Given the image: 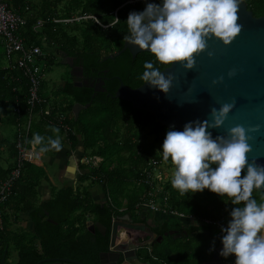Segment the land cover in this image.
Masks as SVG:
<instances>
[{"label":"trees","instance_id":"trees-1","mask_svg":"<svg viewBox=\"0 0 264 264\" xmlns=\"http://www.w3.org/2000/svg\"><path fill=\"white\" fill-rule=\"evenodd\" d=\"M127 1L9 0L10 9L25 21L17 33L26 47H40L46 63H53L58 53L72 57L76 61L74 64L82 70L83 78L94 85L102 82L100 89L103 91H95L90 85L74 86L69 76L59 86L60 99L51 102L39 92L40 98L46 102L35 104L31 110L26 104L28 82L19 70L10 68L0 38V124L16 126L18 122L25 123L31 114L38 119L30 126L29 140L35 134L52 137L54 126L48 124V118L42 113L50 104L52 117L65 115L64 124L70 128L66 137L71 148H79L77 153L96 156L102 161L91 168L80 165V169L87 170V173L79 178L78 183L58 189L51 200L42 203L37 200L36 190L41 180L47 179V174L33 163L23 165L11 195L0 204V264L5 250L3 264H8L10 247L17 255L15 264H51L57 258L100 264V254L109 248L112 220L123 215L132 217L135 224L150 226L151 233L157 236L169 231L178 234L186 231V236L174 238L169 235L148 249L140 250L139 256L142 255L149 264H206L215 260L214 255L223 248L221 240L215 239L205 227L186 224L177 217L153 218L150 222L146 217L140 219L135 215L139 205L148 199L146 191L151 190L143 173L146 163L156 160L166 171L173 166L171 161H163L161 151L168 130L149 113L134 109L130 103L114 97L120 83L134 89L144 84L140 77L145 62H153L159 67L155 57L148 52H141L133 58L126 50L113 60H104L122 48L124 35L128 34L126 21L129 13L143 11L147 3L161 2L125 4ZM243 2L254 17L264 16V0ZM81 16H93L100 25L92 19L64 22ZM38 22L42 24L36 27ZM2 60L7 61V66L1 64ZM76 103L90 106L75 119L72 107ZM15 142L16 138L9 143L0 134V152L6 151L8 155L6 166L0 164V185L14 167ZM172 176L153 182V185L160 183L166 196L165 209L199 219L230 221V212L235 206L229 199L223 200L207 189L202 193L180 195L171 185ZM86 182L88 185L83 186ZM95 184L103 185L106 199L103 203L91 199L89 188ZM252 195L259 203L264 192L254 190ZM26 213L32 222V230H14L12 223L18 215ZM87 218L103 226L105 234L101 235L97 230L93 234L88 230ZM48 219L57 224L49 223ZM224 260L235 264L231 256Z\"/></svg>","mask_w":264,"mask_h":264},{"label":"clouds","instance_id":"clouds-1","mask_svg":"<svg viewBox=\"0 0 264 264\" xmlns=\"http://www.w3.org/2000/svg\"><path fill=\"white\" fill-rule=\"evenodd\" d=\"M241 0H161L147 3L141 12H130L126 21L128 34L124 41L139 50H148L161 66L180 65L185 71L196 66V57L204 53L208 41L215 39L225 47L240 36ZM212 56V53H209ZM153 62H145L140 77L145 85L170 93L175 77L165 75ZM235 69L228 73L232 78ZM224 77L213 80L222 84ZM235 101L212 107L209 118L184 125L183 131L168 130L162 145L164 162L171 161V185L180 195L209 190L227 198L235 207L230 212L227 227H222L220 256L234 255L235 264H264V197L253 198V191L264 188V166L249 162L252 148L249 132H258L259 126L245 129L236 125L224 135L213 138L209 129H223ZM56 138L35 134L28 143L31 155L39 159L43 154L62 150L59 128H52ZM37 146L39 148L37 149ZM158 151V152H161ZM83 155L81 156V158ZM215 165V167H213ZM246 169V174L244 170ZM214 250V247L213 249Z\"/></svg>","mask_w":264,"mask_h":264},{"label":"water","instance_id":"water-1","mask_svg":"<svg viewBox=\"0 0 264 264\" xmlns=\"http://www.w3.org/2000/svg\"><path fill=\"white\" fill-rule=\"evenodd\" d=\"M239 23L243 25L240 36L233 42L231 46L225 47L222 42L215 39L208 41L207 50L196 57V66L192 71H185L180 65L161 66L160 70L175 77L173 87L168 95L158 89H154L149 85H141L138 88H130L128 85L120 83L115 92L114 97L130 103L134 109L149 113L155 121L167 130L183 131L184 125L188 122L197 120L203 121L209 118L212 107L219 108L224 103H232L235 101L236 107L229 114L223 129H209L213 138L224 135L227 130L236 125H242L245 129L259 126L258 132H249V145L252 152L249 154V162L256 160L260 166H264V16L254 17L252 12L247 9L246 4L241 0L239 11ZM128 51L134 58L141 52L148 50H139L124 41L122 48L104 58L113 60L124 51ZM212 53V56H209ZM61 64L70 68L72 63L67 62L64 54ZM235 69L237 75L229 78L228 73ZM72 72L74 68H71ZM224 77L222 84L213 85V80ZM72 83L74 86L88 85L87 81L82 80V72L78 76L73 73ZM101 84L92 86L95 91H103L100 89ZM90 104L82 106L74 104L72 114L76 119L82 110L88 108ZM77 160L81 158V154H75ZM73 158L74 171L77 170V160ZM77 172V171H76ZM246 174V169L244 170ZM264 192V188L260 189ZM48 215V213H46ZM51 224L56 222L48 219ZM93 227H97L102 235L105 234V228L100 224L90 223ZM147 233L149 228L144 225H132L122 220H114L112 222L110 247L113 252L100 254V264H108L107 256H120L124 253L122 261H136L138 256L136 250L145 247H151L154 243L161 241L163 237L173 236L180 238L186 236V231L178 234L177 231H169L162 236L151 233L147 241L138 244H132L131 239L127 244L118 242L119 227ZM220 254L214 255L215 261L208 264L220 263ZM64 264H83L78 261L64 259ZM4 256L1 261L3 264ZM61 264V263H57ZM230 264V263H226Z\"/></svg>","mask_w":264,"mask_h":264},{"label":"built area","instance_id":"built-area-1","mask_svg":"<svg viewBox=\"0 0 264 264\" xmlns=\"http://www.w3.org/2000/svg\"><path fill=\"white\" fill-rule=\"evenodd\" d=\"M140 1L156 0H129L125 4H134ZM85 19H92L97 24H99L97 19L93 16L75 17L74 19L66 20L64 22L80 21ZM24 24V19L10 9L9 0H0V38L4 55L10 62V68L19 70L22 76L28 82V95L26 104L32 110L35 104L46 102L39 96V87L42 77L40 62L44 60L42 59L44 58V54L38 46H25L24 40L17 33L19 27ZM41 24V22H38L36 27L40 26ZM52 110V106L48 104L42 111V113L48 118V124L59 128L62 131L63 135L67 136L70 128L66 124H64L65 115L52 117ZM16 112L19 113V110L16 109ZM32 119L33 117L30 114L28 120L25 123L18 122L16 124V158L14 161L13 169L11 170L5 181H3L0 185V204L4 203L11 195L14 184L21 176L23 165L27 162L33 163L35 160V157L31 155V145L28 143V141H30L29 130L32 124ZM101 161L102 159L96 156H83L80 160V163L87 167H96L101 163ZM163 171V167L156 160L151 159L146 163V166L143 168V173L145 175V183L151 187V190L149 189L146 191L148 199L144 203L140 204L139 208L141 206H147L151 211H158L159 208L157 202L159 200L158 196H160L161 203L163 205L161 210L163 214H165V216L177 217L178 219L184 221L189 225L205 227L213 233L215 239L221 240V237L223 235L221 232V228L227 227L228 225V222H226L224 219H199L192 215H186L184 213L165 209L166 196L163 194L160 183L157 182L155 185H153V182H155L156 180H164ZM1 226L2 214L0 211V228ZM231 257L233 259H236L234 255H232Z\"/></svg>","mask_w":264,"mask_h":264},{"label":"crops","instance_id":"crops-1","mask_svg":"<svg viewBox=\"0 0 264 264\" xmlns=\"http://www.w3.org/2000/svg\"><path fill=\"white\" fill-rule=\"evenodd\" d=\"M64 81L60 83V85H63ZM59 85V86H60ZM52 138H56L54 132L52 133ZM61 134V133H60ZM45 141L47 142V138H45ZM62 150L57 152L55 150H51L45 154H43L39 159L34 160L33 164L41 167L45 170L47 174L46 180H41L40 184L37 187V200L39 203L42 202H48L52 199L54 194H56V191L61 188H65L68 186H75L79 178L87 173V170H81L80 165H83L80 163V160L78 161L75 156V150L71 148L69 140L66 136L62 134ZM39 146H37V149ZM75 157V160H77L76 168L77 172L74 171L73 167H71V164L73 163V158ZM2 160V158L0 159ZM49 166L52 169V175L57 179L58 185H55V183L50 179L49 174L47 173L45 166ZM85 166V165H84ZM87 167V166H86ZM91 168V166L87 167ZM92 180H94L92 178ZM88 182H86L83 186H87ZM89 193L91 196V199L95 203H103L105 202V196L103 193V185L102 184H95L91 188H89ZM159 200L157 202L158 211H151L149 207L147 206H141L139 210L137 211L135 215L142 219L143 217H146L150 222L153 218H157L158 220H164L166 218L165 214L162 212V203H161V197L158 196ZM121 211V210H120ZM91 223V219L87 218L86 223ZM151 226H154V223L151 224ZM12 227L16 229H24L26 231H31L33 228L32 222L29 219V215L21 214L18 215V218L16 221L12 223ZM135 235L139 234L138 232H134ZM126 235L124 232V229L120 228L118 230V242H124L126 239ZM134 238V237H133ZM37 243V241H35ZM140 257L137 263L142 261V255L138 256ZM141 259V260H140Z\"/></svg>","mask_w":264,"mask_h":264},{"label":"rangeland","instance_id":"rangeland-1","mask_svg":"<svg viewBox=\"0 0 264 264\" xmlns=\"http://www.w3.org/2000/svg\"><path fill=\"white\" fill-rule=\"evenodd\" d=\"M1 64L3 66H7V61L2 60ZM40 67L42 69L41 84L39 87L40 94L48 98L51 102L60 99L61 96H59V85L61 82L66 81L69 75L71 76V73H72L71 68L67 65H63L57 62L56 63H46L43 61L40 62ZM37 119L38 117L34 116L32 124L36 123ZM16 132H17L16 126L11 125V124H6V123L0 124V134L4 138H6V140L9 143H13L15 141ZM60 133L61 132L59 131L58 135L60 139H62V134ZM54 134L55 136L57 135L56 133ZM74 150L76 151L75 153H77L79 151V148H76ZM7 156L8 155L6 151L0 152V157L2 158V160H0L1 165L6 166V161H8ZM45 169L47 173L49 174L50 179H52L55 185H58L57 179L52 175V169L47 165L45 166ZM163 170H164L163 171L164 178H166L168 175L169 176L173 175L174 169L166 171V168L163 167ZM10 249L11 251H13L12 247ZM134 263H137V262L134 261ZM139 264L141 263L139 262Z\"/></svg>","mask_w":264,"mask_h":264},{"label":"flooded vegetation","instance_id":"flooded-vegetation-1","mask_svg":"<svg viewBox=\"0 0 264 264\" xmlns=\"http://www.w3.org/2000/svg\"><path fill=\"white\" fill-rule=\"evenodd\" d=\"M56 58H57V60H56ZM66 58H67V62L68 63H72V67L71 68H74V70H73V72L71 73V76H70V78H71V80H72V78H73V73H75V75H77L78 76V73L81 71L82 72V70L79 68V67H77L74 63H76V61L72 58V57H68V56H66ZM61 60H62V56H60V53H58V56L57 57H55V60H54V62L53 63H61ZM82 80L83 81H87L88 82V85H90V86H96V85H99V84H90L89 83V81L87 80V79H85V78H83V73H82ZM84 85V84H83ZM77 154V153H76ZM82 158H80V160H81ZM116 219H118V220H122L123 222H128V224H132V225H138V224H135L134 223V219L132 218V217H130L129 215H123V216H120V217H115V218H113V220H112V222L114 221V220H116ZM91 223H93L92 221H91ZM147 228H149L150 226H146ZM120 228H122V229H124V232H125V235L127 236L126 237V239H125V241L124 242H120V243H124V244H127V242L131 239V243L132 244H138V243H143V242H145V241H147L148 239H149V237H150V234H151V231H150V228H149V231L147 232V233H142V232H140V231H136V232H138L139 234H137V235H135V230H131V229H128V228H125L124 226H122V227H119V229ZM14 230H17L16 228H13ZM87 229L88 230H91V232L94 234L95 232H96V230L97 231H99L98 230V228L97 227H93L91 224H90V222L87 224ZM111 229H112V226H111ZM110 232H111V230H110ZM102 235V234H101ZM110 237H111V233H110ZM134 237V238H133ZM138 240L137 242L135 241V240ZM6 248H7V245H6ZM11 248V247H10ZM9 248V254H8V259H7V262H8V264H15L16 263V252L13 250V251H11V249ZM145 248H147L148 249V247H145ZM145 248H142V249H138V250H136V254H137V256H139V251L140 250H144ZM109 251H111V252H113V250H112V248L110 247V244H109V248H108V251H105V252H103V253H107V252H109ZM6 252H7V250H5L4 251V258H5V254H6ZM126 252H128V251H125V252H123V253H121L120 254V256L118 257V256H116V255H108L107 256V260L109 261L108 262V264H137V263H134V261H128V262H126V261H122V258H123V255H124V253H126ZM139 258L140 257H138V260H139ZM64 259H67V258H57V259H53V260H55V261H51V264H57V263H61V264H64V262L62 261V260H64ZM70 260H72V259H70ZM141 260V259H140ZM213 261H215V260H213ZM135 262H138V261H135ZM209 262H211V261H209ZM208 262V263H209ZM141 264H149V263H147L146 261H144L143 259H142V261L140 262ZM208 263H206V264H208ZM220 263H223V264H226L227 263V261H225L224 260V258L222 257H220Z\"/></svg>","mask_w":264,"mask_h":264}]
</instances>
